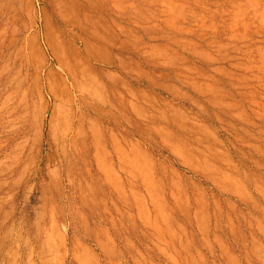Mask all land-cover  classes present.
Masks as SVG:
<instances>
[{
    "label": "rangeland",
    "instance_id": "obj_1",
    "mask_svg": "<svg viewBox=\"0 0 264 264\" xmlns=\"http://www.w3.org/2000/svg\"><path fill=\"white\" fill-rule=\"evenodd\" d=\"M0 264H264V0H0Z\"/></svg>",
    "mask_w": 264,
    "mask_h": 264
}]
</instances>
